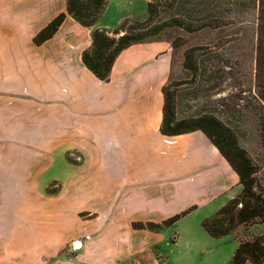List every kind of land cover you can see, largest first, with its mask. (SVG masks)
I'll return each mask as SVG.
<instances>
[{
	"label": "crops",
	"instance_id": "0c3cea01",
	"mask_svg": "<svg viewBox=\"0 0 264 264\" xmlns=\"http://www.w3.org/2000/svg\"><path fill=\"white\" fill-rule=\"evenodd\" d=\"M147 2L109 0L95 26ZM61 11L66 0H0V238L12 229L45 254L74 241L77 264H160L158 255L169 264H227L234 233L214 237L201 221L242 185L201 130L160 131L170 43L131 44L100 79L82 59L92 28L71 14L33 42ZM54 180L60 190L47 194ZM190 205L159 230L132 226Z\"/></svg>",
	"mask_w": 264,
	"mask_h": 264
},
{
	"label": "trees",
	"instance_id": "16d2710c",
	"mask_svg": "<svg viewBox=\"0 0 264 264\" xmlns=\"http://www.w3.org/2000/svg\"><path fill=\"white\" fill-rule=\"evenodd\" d=\"M109 0H66V11L55 15L33 36L35 44L49 39L59 28L67 14H71L80 24L91 27L92 44L82 52L85 65L100 79L108 80L116 57L133 43L153 40L168 27H177L192 32L205 27L220 28L233 22L234 15H227L233 8L220 9L208 6L198 9V5L188 6L184 0H148L146 16H126L119 24L109 27L95 26ZM256 46H255V87L260 101L264 103V0H255ZM167 12L168 15H163ZM173 47L179 46L174 40ZM202 53L195 45L183 51V68L187 73L197 74L201 70ZM172 78L163 86L164 104L160 131L166 135L201 130L219 149L239 176L241 191L219 207L213 214L202 219V227L212 236L219 237L232 233L241 224L259 220L264 223V177L261 167L237 140L234 129L212 112L178 116L176 111V90ZM173 87V88H172ZM67 158L73 163L80 160L70 152ZM50 182L45 191L55 194L60 183ZM190 205L161 221H133V228L159 230L171 225L192 210ZM176 233L171 236L174 241ZM238 245L227 264H261L264 261V228L251 236H237ZM160 264H165L158 255Z\"/></svg>",
	"mask_w": 264,
	"mask_h": 264
},
{
	"label": "rangeland",
	"instance_id": "374dc122",
	"mask_svg": "<svg viewBox=\"0 0 264 264\" xmlns=\"http://www.w3.org/2000/svg\"><path fill=\"white\" fill-rule=\"evenodd\" d=\"M254 2L255 0H191L187 5H198V9L208 6L233 8L230 13L225 11L227 15H234L233 22L220 28L205 27L192 32L168 27L154 39L167 41L172 48L169 78L175 82L177 115L182 117L212 112L224 119L234 129L238 143L259 164L264 177V103L258 98L255 87ZM140 4L136 7H121L117 14L144 18L147 5ZM163 15L168 13L164 12ZM124 17L107 27L112 29ZM173 40L181 44L173 47ZM191 45L199 47L202 53L201 70L194 75L187 73L182 64L183 51ZM80 214L89 216L85 212ZM263 228L264 223L257 219L241 224L232 233L235 237L251 236L260 233ZM4 231V238H0V264H77L74 251L78 245L74 241L53 254H45L37 251L35 245H29L26 239L13 237L12 229L5 228ZM161 261L169 264L164 257Z\"/></svg>",
	"mask_w": 264,
	"mask_h": 264
}]
</instances>
